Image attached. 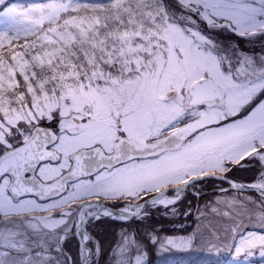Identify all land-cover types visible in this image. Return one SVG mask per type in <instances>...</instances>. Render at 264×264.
Masks as SVG:
<instances>
[{"label": "snow or ice", "instance_id": "6c2138e0", "mask_svg": "<svg viewBox=\"0 0 264 264\" xmlns=\"http://www.w3.org/2000/svg\"><path fill=\"white\" fill-rule=\"evenodd\" d=\"M0 264H264V0H0Z\"/></svg>", "mask_w": 264, "mask_h": 264}]
</instances>
